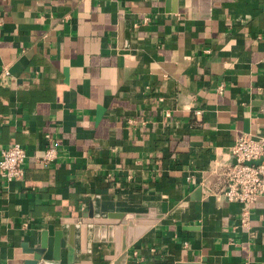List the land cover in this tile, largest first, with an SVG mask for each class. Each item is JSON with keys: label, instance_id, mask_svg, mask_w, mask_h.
<instances>
[{"label": "crops", "instance_id": "1", "mask_svg": "<svg viewBox=\"0 0 264 264\" xmlns=\"http://www.w3.org/2000/svg\"><path fill=\"white\" fill-rule=\"evenodd\" d=\"M3 67L0 149L26 157L0 178V264L89 207L162 204L118 256L92 240L69 264H264V196L245 224L219 196L234 140L264 136V0H0Z\"/></svg>", "mask_w": 264, "mask_h": 264}, {"label": "water", "instance_id": "2", "mask_svg": "<svg viewBox=\"0 0 264 264\" xmlns=\"http://www.w3.org/2000/svg\"><path fill=\"white\" fill-rule=\"evenodd\" d=\"M166 211L161 205L158 212L150 209L145 212L125 211L122 215L94 214L92 208L81 212L79 216L62 218L60 227L54 230L44 241L39 239L35 245L22 242L18 250H13L5 264H58L60 249L65 250L66 264L80 253L88 258L91 241H113V256L116 257L130 246L150 225L160 219ZM65 224V226H64ZM104 230L105 236L96 235ZM93 232V233H92ZM112 233V236H110ZM76 243L78 251L75 252ZM75 247V248H74Z\"/></svg>", "mask_w": 264, "mask_h": 264}, {"label": "built area", "instance_id": "3", "mask_svg": "<svg viewBox=\"0 0 264 264\" xmlns=\"http://www.w3.org/2000/svg\"><path fill=\"white\" fill-rule=\"evenodd\" d=\"M8 70L3 67L0 73V83L8 76ZM222 85L217 87L221 90ZM199 111L195 110V114ZM168 116V112L164 113ZM234 162L227 165L224 186L219 196L228 202L240 204L241 224L246 223L249 206L259 197L264 196V136L240 135L230 147ZM55 156L53 148H47L39 157L42 163L51 161ZM26 157L24 147L12 142L0 149V178L9 181L23 176V161Z\"/></svg>", "mask_w": 264, "mask_h": 264}]
</instances>
